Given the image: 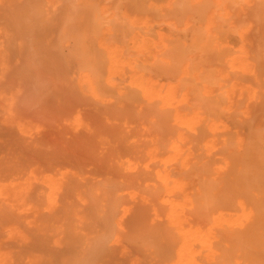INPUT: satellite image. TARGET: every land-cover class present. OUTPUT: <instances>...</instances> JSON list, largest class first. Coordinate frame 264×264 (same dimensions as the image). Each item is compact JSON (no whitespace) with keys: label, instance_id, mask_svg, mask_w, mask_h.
I'll return each mask as SVG.
<instances>
[{"label":"bare ground","instance_id":"1","mask_svg":"<svg viewBox=\"0 0 264 264\" xmlns=\"http://www.w3.org/2000/svg\"><path fill=\"white\" fill-rule=\"evenodd\" d=\"M0 264H264V0H0Z\"/></svg>","mask_w":264,"mask_h":264},{"label":"rangeland","instance_id":"2","mask_svg":"<svg viewBox=\"0 0 264 264\" xmlns=\"http://www.w3.org/2000/svg\"><path fill=\"white\" fill-rule=\"evenodd\" d=\"M44 80H45V79H44ZM47 81H48V79L46 80V82H47ZM46 82H45V85L48 83V82H47V83H46Z\"/></svg>","mask_w":264,"mask_h":264}]
</instances>
